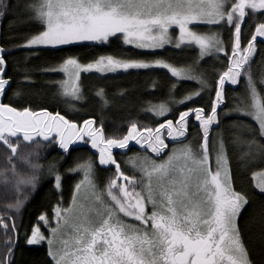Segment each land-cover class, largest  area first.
<instances>
[{"label": "snow or ice", "instance_id": "obj_1", "mask_svg": "<svg viewBox=\"0 0 264 264\" xmlns=\"http://www.w3.org/2000/svg\"><path fill=\"white\" fill-rule=\"evenodd\" d=\"M8 7L6 0H0V17ZM27 8L30 18L43 30L27 38L22 47L58 48L84 41L107 43L110 38L122 37L125 45L136 49H162L173 43L176 48L195 44L201 58L215 52L223 53L227 59L225 70L218 74L210 112L202 107L182 111L175 121L165 119L155 128L132 122L123 137H106L103 123L96 127L94 119H85L81 126L59 112L54 115L46 109L18 110L0 102V146L8 153L7 162L15 177L17 193L9 209L19 212L28 199L24 189L35 192L43 169L37 151L36 162L20 158L29 173L17 172L14 160L19 158L21 142L35 143L37 149L41 140L56 143L64 153H69L70 145L76 141H90L99 153V165L115 167L114 176L103 189L95 182L96 165L92 160L68 169L69 173L78 172L83 176L74 186L71 203L68 207H62L61 203L55 206V227H51L46 214L40 215L38 221L49 226L50 237L39 226L33 227L27 243L47 241L50 264H254L238 223L249 200L233 187L222 136L218 137L215 168L212 167L210 131L213 125H219L218 107L225 99L226 82L237 85L240 77L246 76L247 101H242L234 110L245 120L233 125L238 129L233 143L244 149L241 158L249 167H260L261 170L252 172L251 179L254 188L264 194V76L257 80L251 70L257 45L264 43V22L250 25L252 30L247 35L242 29L246 18L264 16V0H34ZM200 24H226L231 33V54L219 33L193 30L192 26ZM175 28L179 29V36L174 42L170 30ZM4 53L5 49L0 47V96L10 86V80L4 78L7 67ZM153 67L167 69L177 79H197L201 90L208 87L191 69L177 68L162 59H119L108 55L82 64L78 57L68 56L52 70L67 76L60 82L62 95L79 101L82 72L114 73ZM97 95L107 103L103 89ZM193 95L199 96L200 91ZM193 95L180 103L192 100ZM149 111L157 117H167L171 108L159 104ZM193 114L202 130L198 151L187 144L173 149L159 163L147 156L130 158L129 163L139 170L140 177L124 174L113 156L114 148L126 149L135 140L160 156L168 147L165 135L174 141L186 137L189 117ZM257 160L261 161L260 165ZM48 172L54 179V187L60 190L63 177L57 165L50 164ZM4 175L7 184V174ZM0 227L7 234L9 225L3 217H0ZM11 227L15 230L14 223ZM11 256L9 241L6 257L0 264H12Z\"/></svg>", "mask_w": 264, "mask_h": 264}, {"label": "trees", "instance_id": "obj_2", "mask_svg": "<svg viewBox=\"0 0 264 264\" xmlns=\"http://www.w3.org/2000/svg\"><path fill=\"white\" fill-rule=\"evenodd\" d=\"M34 0H6L9 5L5 15L0 17V47L5 49L7 62L5 79L10 80L6 93L0 96V102L22 110L30 108L33 111L47 110L54 115L59 112L65 119L83 124L85 119H94L97 127L103 123L106 137H123L132 122L140 126L158 127L165 119H178L179 113L194 108H204L210 112L211 102L215 99V86L218 74L225 70L227 59L223 53L213 52L210 56L200 57L199 47L195 44H182L180 48L168 46L162 49L147 50L136 49L132 45H125L121 38H110L107 43H77L70 46L33 47L22 45L31 35L37 34L43 28L32 20L27 5ZM247 19L242 25L245 35L252 29L250 25L256 21L264 22V16ZM219 25L200 24L193 26L200 33L218 32ZM224 27V28H223ZM220 32L225 46L231 54V33L226 24ZM112 55L124 59H143L154 61L162 59L167 63L181 69H191L197 78L206 81L208 87L201 90L197 79H177L164 68L129 69L109 74L87 72L82 75L83 92L79 101L68 99L61 93L59 82L63 74L52 69L68 56L78 57L82 62H91L100 56ZM252 73L259 80L264 76V43L257 45V53L252 61ZM247 78L242 75L237 85L225 84V99L218 107L219 125H213L210 131V153L215 154L218 137L222 136L227 156L231 164L233 187L236 191L246 195L249 203L242 209L238 218L243 243L249 251L254 264H264V194H260L253 186L252 172L261 170L260 167H249L243 160L244 149L233 143L238 129L234 124L245 120L234 111L242 101H247ZM175 85V87H173ZM259 87V85H258ZM103 89L104 99L97 92ZM200 91L199 96L193 95ZM264 94V93H262ZM189 95L193 99L180 103ZM166 104L171 108L167 117H157L149 109L153 105ZM226 113H231L226 115ZM247 123H252L246 120ZM201 129L195 120L194 114L189 117L186 137L172 140L165 135L168 147L157 156L147 148L143 142H129L126 149L114 148L113 156L121 165L125 175L140 177V172H133L128 167V159L139 153H146L154 160H164L176 145L192 144L196 151L202 143ZM39 139V138H37ZM87 139V138H86ZM182 141V143H181ZM37 149L35 143L21 142L18 157L14 160L17 172L27 175L29 168L20 158H31L37 161L35 153L39 151V163L43 169L39 173V183L35 192L24 189L28 199L17 212L8 205L14 204L17 198L15 191V177L12 176L7 162V151L0 146V217L9 225L7 234L0 227V260H4L8 251V243L12 245V264H50L48 247L45 242L29 245L28 237L38 218L46 214L53 216V209L58 203L62 207L70 203L74 186L83 178L82 173H69L68 169L77 163L92 160L96 165L95 172L100 175L99 185L103 189L108 180L114 176V166L99 165V153L93 149L89 142L80 141L69 147V153H64L56 143L48 144L40 141ZM163 157V158H162ZM55 163L63 177L62 188L54 187V179L48 172V166ZM258 165L261 164L257 160ZM7 174L8 183L5 184ZM137 190H140L138 187ZM151 206L149 205V210ZM133 222V221H131ZM15 224V230L12 224ZM43 224H40L42 227Z\"/></svg>", "mask_w": 264, "mask_h": 264}, {"label": "rangeland", "instance_id": "obj_3", "mask_svg": "<svg viewBox=\"0 0 264 264\" xmlns=\"http://www.w3.org/2000/svg\"><path fill=\"white\" fill-rule=\"evenodd\" d=\"M224 24H221V25H219L218 26V32H215V33H219L220 35H222L220 32H223V28H222V26H223ZM193 27V26H192ZM193 30H194V28H193ZM196 31V30H195ZM198 32V31H197ZM200 33V32H199ZM170 34L172 35V37H173V41L175 42L176 40H177V38H178V36H179V29L178 28H175V30L173 31V30H170ZM205 34H212V33H205ZM119 35V34H118ZM79 43H100V42H92V41H84V42H79ZM25 44V43H24ZM174 46V43L173 44H167V45H165V47H168V46ZM35 47H45V46H35ZM164 47V48H165ZM156 50V49H155ZM108 56V55H107ZM112 56V55H111ZM115 57V56H114ZM116 58H119V57H116ZM119 59H124V58H119ZM80 61V60H79ZM82 64H87V63H89V62H82V61H80ZM92 62V61H91ZM58 66H59V64L56 66V67H54L53 69H55V68H58ZM119 71H123V70H118L117 72H119ZM92 72H95V71H92ZM60 73H62V72H60ZM83 73L84 72H82L81 73V77H80V89H81V92H83V84H82V75H83ZM98 73V72H97ZM63 74V78H62V80H60V82L61 81H64V80H66L67 79V76L64 74V73H62ZM100 74H109V73H100ZM112 74V73H111ZM60 82H59V87H60ZM226 83H230V82H226ZM231 84V83H230ZM60 90H61V88H60ZM61 93H62V90H61ZM65 97V96H64ZM68 99L70 100L71 99V97H68ZM37 112V111H36ZM38 112H41V111H38ZM78 124V123H77ZM81 126H82V124H80ZM96 127H97V125H95ZM80 141H82V142H84L83 140H78V141H76L75 143L76 144H78ZM131 142H136L135 140H133V141H131ZM74 143V144H75ZM142 143V142H141ZM89 144L91 145V143H90V141H89ZM187 144H189V143H186V144H178V145H176V147H174L173 149H179V148H181V147H183L184 145H187ZM192 147H193V145L192 144H190ZM173 149L172 150H170V153L169 154H171V152L173 151ZM193 149L195 150V148L193 147ZM168 154V155H169ZM168 155L166 156V158L164 159V160H166L167 159V157H168ZM145 156H147V157H149L150 159H153V158H151L149 155H147L146 153H139V154H137V155H134L132 158H136V157H145ZM163 158V157H162ZM129 159H130V157H129ZM129 159H128V167L131 169V171H135V172H139V170L138 169H135V168H133L132 167V165L129 163ZM154 160V159H153ZM158 163L159 162H162L163 160H156ZM211 164H212V167L213 168H215V154H213V155H211ZM229 165H230V169H231V164H230V161H229ZM99 180H100V175L97 173V172H95V182H96V184L98 185V188H100V185H99ZM70 203H71V201H70ZM69 203V204H70ZM69 204H67L66 206H63V207H68L69 206ZM49 219V221H51V227H55V219H54V217H51V218H48ZM39 222H41L40 224L42 225L43 224V226L42 227H40V224L38 223V224H36V226L35 227H37V226H39L40 227V229H41V232L46 236V237H50V229H49V226H46V225H44V222H42V221H39ZM130 223V222H129ZM132 223H134V222H132ZM43 242H45L46 244H47V241H43ZM47 247H48V244H47Z\"/></svg>", "mask_w": 264, "mask_h": 264}, {"label": "flooded vegetation", "instance_id": "obj_4", "mask_svg": "<svg viewBox=\"0 0 264 264\" xmlns=\"http://www.w3.org/2000/svg\"><path fill=\"white\" fill-rule=\"evenodd\" d=\"M57 145H58V144H57ZM72 145H73V144H72ZM72 145H70V147H71ZM59 149H60V148H59ZM60 150H62V149H60ZM128 222L132 223L131 220H128ZM133 222H134V221H133Z\"/></svg>", "mask_w": 264, "mask_h": 264}, {"label": "water", "instance_id": "obj_5", "mask_svg": "<svg viewBox=\"0 0 264 264\" xmlns=\"http://www.w3.org/2000/svg\"><path fill=\"white\" fill-rule=\"evenodd\" d=\"M73 145H76V143H75V144H73Z\"/></svg>", "mask_w": 264, "mask_h": 264}]
</instances>
